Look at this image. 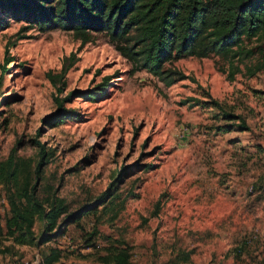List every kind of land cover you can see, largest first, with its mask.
Masks as SVG:
<instances>
[{"label":"rangeland","instance_id":"obj_1","mask_svg":"<svg viewBox=\"0 0 264 264\" xmlns=\"http://www.w3.org/2000/svg\"><path fill=\"white\" fill-rule=\"evenodd\" d=\"M242 46L248 53L234 59L167 62L188 78L166 85L146 70L131 72L104 32L82 42L23 20L0 27V171L12 154L16 184L33 183L36 140L43 143L38 195L46 204L61 200L58 220L96 202L112 182L64 233L33 245L7 238L0 182V264H44L51 247L62 251L54 264H113L101 258L111 245L130 247V264H264V31ZM105 75L112 78L103 99L73 93L62 107L77 115L42 121L55 96ZM188 97L200 103H183ZM43 228L37 219L35 234Z\"/></svg>","mask_w":264,"mask_h":264},{"label":"trees","instance_id":"obj_2","mask_svg":"<svg viewBox=\"0 0 264 264\" xmlns=\"http://www.w3.org/2000/svg\"><path fill=\"white\" fill-rule=\"evenodd\" d=\"M10 19L23 20L28 27L39 31L63 29L72 31L82 42L90 41L93 32H104L115 48L132 65L131 72L146 70L171 85L188 78L181 70L166 66L177 58L210 54L234 59L244 51L245 39L264 31V0H0V27ZM231 62L230 77L234 73ZM65 73V68L60 76ZM47 75L56 84L50 71ZM112 75L85 89H74L64 98L55 96L56 109L42 121L55 123L77 115L64 110L62 101L73 93H87L90 100L103 99L111 84ZM196 81L194 77H189ZM199 99L188 97L182 102ZM215 106L221 104L213 101ZM225 116L236 119L242 128H248L241 115L221 108ZM39 146V159L35 164V180L31 184H16V163L12 154L7 160V169L0 171V182L6 183L8 213L5 217L6 236L13 244H39L65 232L66 226L88 212L98 200L106 196L111 184L96 202L82 205L76 212L58 220L65 211L56 195L46 204L38 195L40 173L45 164L44 145ZM126 168V166H124ZM121 172V170H120ZM43 223V232L37 236L34 223ZM101 255L105 262L130 264V247L111 245ZM61 249L51 247L41 254L44 264H54L61 257Z\"/></svg>","mask_w":264,"mask_h":264}]
</instances>
